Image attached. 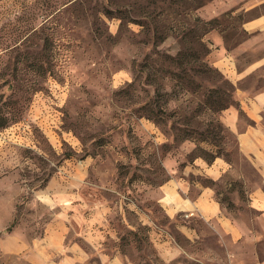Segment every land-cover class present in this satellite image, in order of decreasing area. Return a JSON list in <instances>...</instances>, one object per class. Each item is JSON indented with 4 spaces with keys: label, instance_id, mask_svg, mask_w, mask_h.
Wrapping results in <instances>:
<instances>
[{
    "label": "rangeland",
    "instance_id": "1",
    "mask_svg": "<svg viewBox=\"0 0 264 264\" xmlns=\"http://www.w3.org/2000/svg\"><path fill=\"white\" fill-rule=\"evenodd\" d=\"M263 12L254 0H0V240L38 236L60 213L76 224L67 234L101 236L126 264H215L159 199L201 158L251 170L222 115L236 107L249 123L239 93L264 87V29L247 27ZM234 188L221 201L252 219L244 182ZM64 199L77 202L68 213ZM0 264L30 263L0 245Z\"/></svg>",
    "mask_w": 264,
    "mask_h": 264
},
{
    "label": "crops",
    "instance_id": "2",
    "mask_svg": "<svg viewBox=\"0 0 264 264\" xmlns=\"http://www.w3.org/2000/svg\"><path fill=\"white\" fill-rule=\"evenodd\" d=\"M254 1L255 4L264 3V0ZM247 25L254 31L264 29V12L249 18ZM239 98L240 109L250 122L240 121L236 107L227 108L222 117L236 134L239 153L251 170L241 169L236 161L225 156H217L211 161L201 158L195 164L186 165L184 174L171 175L165 184L167 186H162L159 202L170 220H175L180 233L192 241L199 238L202 259L220 263L222 256L217 250L223 246L227 260L224 264H264V259L258 260V254H264L262 251L258 253V249H248L258 239H264V87L255 92L242 90ZM192 172H198L210 181L197 180L195 174H189ZM247 174H258L260 179L255 181ZM237 179L244 182L247 208L252 211V219H245L240 214V204L234 197L232 200L238 205L237 211L221 201L220 195L224 190L233 196L237 193L234 188ZM55 184L52 182L50 185ZM63 203L61 210L67 213L77 204L70 199H64ZM65 217L70 219L69 215L56 214L42 234L31 238H20L14 231L16 239L1 238L0 245L5 252L23 253L30 264H126L124 256L109 249L101 236L78 232L74 236L67 234V231H76V224ZM158 228L157 234L166 232L174 243L180 245L176 235L166 226L158 225ZM213 243L217 244L216 248ZM236 244L239 246H232ZM167 256L170 257L169 254Z\"/></svg>",
    "mask_w": 264,
    "mask_h": 264
},
{
    "label": "trees",
    "instance_id": "3",
    "mask_svg": "<svg viewBox=\"0 0 264 264\" xmlns=\"http://www.w3.org/2000/svg\"><path fill=\"white\" fill-rule=\"evenodd\" d=\"M6 229L10 231L12 229V224H10L9 226H7Z\"/></svg>",
    "mask_w": 264,
    "mask_h": 264
}]
</instances>
